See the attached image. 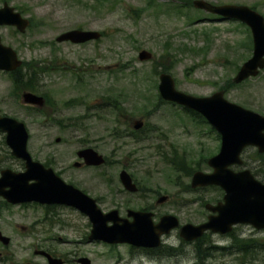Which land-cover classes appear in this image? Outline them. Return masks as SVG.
Returning a JSON list of instances; mask_svg holds the SVG:
<instances>
[{
  "label": "rangeland",
  "instance_id": "rangeland-1",
  "mask_svg": "<svg viewBox=\"0 0 264 264\" xmlns=\"http://www.w3.org/2000/svg\"><path fill=\"white\" fill-rule=\"evenodd\" d=\"M207 1L255 5L264 15V0ZM4 2L16 7L32 23L24 32L12 26H0L2 41L14 47L26 63L32 62L35 67L48 64L47 73L39 77L40 87L58 106L48 109L50 116L46 117L39 111L30 112L22 98H16L8 74L0 71V114L26 123L30 133L28 149L33 157L63 172L60 175L66 180L92 196L102 198L99 204L103 210L117 208L120 202L130 208L141 204L143 209L142 205L155 204L161 195H170L169 202L166 200L154 207L160 217L174 214L182 224L204 221L209 214L206 204H216L225 192L217 185L201 188L190 185L195 171L213 170L207 161L220 151V140L205 123H199L178 106L162 99L158 92L159 75H154L153 69L157 62V67L165 64L177 88L196 96H208L226 86L225 96L230 101L264 114V69L240 84L233 82L239 68L253 55L252 35V44L248 47V26L235 20H222L193 4L182 6L185 4L182 0H0V6ZM79 25L83 29L105 30L106 36L97 47L56 42L60 33ZM141 50H149L153 58L140 61ZM91 59L101 64H118L117 72L100 75L98 88L111 86V94L121 93L120 102L126 110L114 114L109 111L113 110V104L107 101L105 105L98 96L86 99L91 110H87L85 104L62 108V104L84 95V91L74 87L71 75L64 81L56 63L79 66ZM28 68L26 65L22 70L28 72ZM232 82L235 85H230ZM79 115L86 116L79 120ZM55 119L61 120V125ZM136 119L144 120V125L134 136L135 140L123 134L133 128L131 123ZM58 137L61 141L57 142ZM87 146L107 157L108 163L101 171L73 167L78 159L77 150ZM163 152L169 158L163 159ZM259 154L264 155L254 146L246 148L241 154L243 164L232 168H248L264 181V157ZM171 161L183 169L178 170ZM7 167L23 170L25 165L12 155L5 133L0 131V171ZM124 168L147 188L142 197L121 193L118 175ZM100 172L104 176L98 175ZM105 178L110 181L109 187L120 193L111 194ZM53 205L59 207L52 208ZM45 217L41 206L28 203L7 207L0 200V231L10 237L7 244L0 243V264H25L30 259L45 264L30 248L31 244H40V234L61 236L74 242L81 240L93 225L82 213L57 203L51 205ZM258 229L247 224L237 225L236 237L208 231L199 240L185 242L191 250L181 252L170 264H264V227ZM179 231L176 228L171 232L176 241ZM60 241L52 239L49 243L63 252L87 249L94 264H110L114 259L115 252H112L111 259L106 260L108 249L104 246L80 243L76 246ZM197 241H206L208 248L201 244L198 245L200 252L194 250ZM184 244L181 247H185ZM127 251V247L120 249L126 261L136 264L133 259H139L138 253L131 257Z\"/></svg>",
  "mask_w": 264,
  "mask_h": 264
},
{
  "label": "water",
  "instance_id": "water-1",
  "mask_svg": "<svg viewBox=\"0 0 264 264\" xmlns=\"http://www.w3.org/2000/svg\"><path fill=\"white\" fill-rule=\"evenodd\" d=\"M193 5L223 18L237 19L249 26L253 36V55L242 64L233 80L240 83L257 76L264 69V15L243 4H213L207 0H194ZM0 25L16 26L24 32L30 25V20L5 3L0 7ZM99 36L98 31L73 29L60 34L57 40L83 42L97 39ZM152 56L148 50H142L139 54L141 60H149ZM20 65L22 60L19 59L16 50L4 44L0 35V69L12 71ZM159 91L164 100L199 112L222 137L219 153L208 161L213 171L194 172L191 185L194 188L218 185L225 191L223 200L214 205L207 203L206 208L212 212L208 220L200 224H184L181 226V236L186 240H193L202 236L206 230L227 233L236 223H249L259 229L263 228L264 183L258 180L250 169L235 171L231 166L243 164L241 154L247 146L253 145L259 152L264 153V115L228 100L224 90H218L209 96H195L181 91L170 73L160 75ZM40 99H42L40 96L31 92L24 94L27 103H38ZM142 125V121H137L135 128ZM0 130L6 134V143L12 155L23 160L25 165V169L21 171L11 168L1 171L0 196L8 202L19 204L35 201L41 204L73 206L89 216L93 224L91 239L111 242L142 243L147 239L141 233L143 230L152 229L162 234L179 226L178 218L170 214L163 216L157 225L149 229L142 225L151 226V213L130 211V214L134 215L133 223H136L133 232L127 229L129 226L126 224L118 226L115 223L113 227H106L107 221L113 219L117 210L104 213L94 198L74 185L66 183L53 168L35 160L28 149L29 131L24 122L0 115ZM59 140L60 138H57V141ZM79 155L84 157L88 165H99L104 162L103 156L93 148L81 150ZM120 177L128 190L137 191L136 184L126 170L121 171ZM164 200L166 196L161 197L159 201ZM0 240L4 243L9 242L8 237L3 236L1 231ZM50 259L53 260L50 261L51 264H62L59 259Z\"/></svg>",
  "mask_w": 264,
  "mask_h": 264
},
{
  "label": "flooded vegetation",
  "instance_id": "flooded-vegetation-1",
  "mask_svg": "<svg viewBox=\"0 0 264 264\" xmlns=\"http://www.w3.org/2000/svg\"><path fill=\"white\" fill-rule=\"evenodd\" d=\"M73 29H80L83 31H90V30L93 31L94 30V29H83L82 26H80V25L78 26V28H73ZM73 29H69V30H73ZM69 30H67V31H69ZM97 31H99V30H97ZM64 32H66V31H64ZM64 32H62V33H64ZM99 32H100V36L97 39H89V40L83 41V42H73L71 40L58 41L57 37L60 34H62V33H60L56 37V42L57 43L68 42V43H71L73 45L83 46V47L88 46V45L97 47L100 45V42L106 36L105 30H101ZM55 61H56V59H55ZM140 61H142V60H140ZM32 64H33L32 62H27V63L23 62V64L20 65L18 68H16L15 70H12L10 72H6V74H8L10 80H12L13 79L12 75L14 72H16L17 69L21 68V70H22V68L26 65L28 67H35V66H32ZM117 65L118 64H111V62H109L107 64H101V63L96 62L95 59L83 61L79 66L67 64L66 62H63L60 65L58 63H56L57 70H59L60 74H61L60 77H63V80L66 81L67 80L66 78H68V75H71V77H73V79L75 81L74 87L84 91V95L70 99L69 101L62 104L64 106L62 108L70 109L72 107H77L79 105L85 104L86 109L91 110L92 107L89 104V102L86 101V99L87 98L90 99L91 97H96V96L100 97L102 99V101L104 100L105 105H108L109 102H110V105H112V101L110 99V91H111L110 87L111 86L107 87V88L100 89V88H98V85L100 84L101 81L100 80L98 81L97 79L100 77L101 74H103L105 76V75H109V74H113V73L117 72V70L115 69V67ZM36 67H38V69L40 71L39 77L41 74L43 76V75H45V73H47V71H46V69L48 68L47 63H44V64L42 63L41 65H38ZM22 73L27 74V72H25V70H22ZM94 79H95V81H94ZM27 80H28L29 84H32L33 81H30L29 79H27ZM12 83L14 85L13 80H12ZM36 83H37L38 89H35L34 91L16 89V86L14 85V89L16 91L15 96H16V98H18V97L22 98V102L27 106V108L30 110V112H31V110H34V111L37 110V111L41 112L45 117L50 116L48 109L53 110L58 106L54 103V99L48 93L41 90L42 86L40 87V80H36ZM27 92L34 93V94L40 96L42 99H40V102H38V103H26L24 100V94ZM108 94H109V97L107 96ZM107 101H109V102H107ZM121 105H123V104H121ZM111 109L109 111H111L114 114H117L118 111L121 110V108H116L114 106H113V110H111ZM85 116L86 115H79L78 116L79 118L77 117V119L83 120L85 118ZM47 120H51V118H48ZM55 120L59 123V125H61V120H57V119H55ZM114 121L118 122L119 119H114ZM137 121H141V119H136L134 121V123H131V126H133V128L128 129L127 133H125L124 135H127V136L134 138V136L139 132L138 130H140L144 125L143 124L140 128L136 129L135 124ZM59 141H61V137H60ZM87 148L95 149L94 147L87 146V147H82L79 150H77L76 155H77L78 159L73 162V167L77 170H86V171L87 170H100L101 171L100 168H102V166H104L105 164L108 163L107 157L103 155L104 162L99 164V165H88V164H86L84 157L79 155V152L81 150H84ZM263 165H264V163H263ZM122 170L123 169H121L120 172ZM120 172L118 175V183L122 187L121 193L136 195L137 198L142 197L143 191H145V189H147V188L144 187L141 183H139L133 174H130V176L132 177V180L137 184V186L139 188H138V191H136V192L127 190L124 187V184H123L122 179L120 177ZM62 173L63 172L58 171L59 175ZM103 174H104L103 172H100V174H98V175L101 176ZM60 176L66 182L73 184V182L66 180L62 175H60ZM104 180L106 182L108 181V179H106V178ZM107 184L109 187L110 181H109V183L107 182ZM73 185H75V184H73ZM75 186L78 187L77 185H75ZM78 188L81 189L83 192L92 196L90 193L86 192L82 188H80V187H78ZM109 191L111 194L116 196L118 189H114L112 187H109ZM118 192L120 193V191H118ZM157 195H158V193H157ZM166 196H167V201L169 202L170 201V195H166ZM92 197H94L96 199L98 205L100 206L99 202L101 203V200L103 201V199L102 198L100 199L99 197H95V196H92ZM160 197L156 199L155 204L148 203L150 205H147V204L142 205V207H144L143 209L140 208L141 204L137 208H130L127 205V203H125V202H122V203L120 202L117 205L118 206L117 208L114 207L108 211L103 210L102 207L100 206V208L105 213L117 210V213L114 215L113 219L107 221L106 227H108V228L113 227L115 225V223H117L118 226L126 224L129 226V227H127V229L129 228V230H131L133 232L136 223H133L134 222V215L130 214V211H134V210L135 211L154 212V216L152 217V219L155 222L154 225H156L157 224L156 222L160 219V216H159V214H157L155 212L154 207L158 205ZM61 206H64L66 208H72V209L76 210L77 212L82 213L89 220V222H91L89 216L86 215L85 213L81 212L79 209H76V208L70 207V206H66V205H61ZM55 207L57 208L59 206H56V205L52 206V208H55ZM41 208H42V212L45 213V216L47 217V215H49L51 205H42ZM149 208H151V209H149ZM91 224H92V222H91ZM92 226H91V229H92ZM142 226L151 228V226H149L148 224H144ZM91 229L88 233H85V235L81 238V240H74V242H72L70 240H65L61 236L56 238L55 236H45L44 234H40V236L38 237L40 244H31L30 248H32V252L35 255H39L43 259V262L45 264H50V257H52L55 260L56 259L61 260L62 264H87V261L89 262V264H94V261L90 256L91 252L89 250L85 249V250L78 252V251H76V249H77L76 248L74 251H69V252L64 251L63 252V250H61L60 248L55 247L53 244L49 243V241L52 239L61 240L60 243H62V244L64 242L74 243L76 246H78L77 243H80L83 246H86V245H93L95 247L96 246H104L105 248L108 249L107 253H106V260H107V257H109L111 259L112 252L113 253L115 252L114 257H113L114 259H113L112 263H110V264H132V263H129L128 261H126L124 255L120 252V249L122 247H127V250H128L127 255H130L131 257L134 255V253H138L139 259H133V261L135 263L137 262L136 264H152L153 262H159L161 264L163 262H165L166 264H170V260H173L174 258L180 257L181 252L186 253V252H189V250H191V247H187V245L184 244L187 241H185L184 239H182L180 237V232L178 233L179 237L178 236L176 237L177 238V241H176V239L172 236L171 231L164 233V234L160 235L159 237H157L155 231H153V230L152 231L151 230H145L144 231L143 230L142 234H144V236L147 237V239L145 241V243L147 245L138 246L133 242H121V241L111 242V241H106V240L99 241V240L91 239L90 238L91 237ZM121 229H123V228H121ZM231 234H234V236L236 235L235 228L231 232ZM229 235H230V233H229ZM222 236H224V235H222ZM231 238H234V237H231ZM156 239H157V241H156ZM199 239H197V240H199ZM158 241H159V243L157 245ZM1 242L2 241H0V243ZM182 244H184L185 247H181ZM201 244L206 245V241H202L199 243L197 241L194 244V250H196V251L198 250L200 252V248L198 245H201ZM214 247H217V245ZM205 248H208V246L206 245ZM42 251L46 252L49 256H46L45 254H43ZM204 251H202L201 253H204ZM92 252H95V251L93 250ZM201 256H203V254H201ZM84 259H86V260L84 261ZM25 264H42V263L33 262L32 259H30Z\"/></svg>",
  "mask_w": 264,
  "mask_h": 264
},
{
  "label": "trees",
  "instance_id": "trees-1",
  "mask_svg": "<svg viewBox=\"0 0 264 264\" xmlns=\"http://www.w3.org/2000/svg\"><path fill=\"white\" fill-rule=\"evenodd\" d=\"M182 1L185 3L182 6H186L187 7V6H190V4H192V0H182ZM251 7L257 10V7L255 5H253ZM189 19H191V17ZM248 31H249V35H250V44L248 45V47H250L251 44H252L251 43V32H250V29ZM170 56H174V55L171 54ZM157 65H158V62L155 65V68L153 69V73L156 76L159 75L163 71H166L167 72L169 70V67L166 66L165 64H160L159 67H162L161 70L159 69V67H157ZM35 68L38 69V67H35ZM35 68L34 67H29L27 74H23L21 68L17 69L16 72L13 73V75H12V78L13 79L12 80L14 82V85L16 86V89L31 90V91H34L35 89H38L36 80H39V72L40 71H38V70H32V69H35ZM27 79H29L30 81H33L32 84H29ZM230 85H235V84L232 82V83H230ZM224 89H228V88L225 86ZM111 92L112 91H110V95H111L110 96V99H111V101H114L112 103L113 106L116 107V108H121V110H119L121 112L124 111V110H126L125 107L123 105H121V102L119 101V100H121V97H122L121 94L116 95V93L111 94ZM112 99H114V100H112ZM159 100H160V102H162L161 98H159ZM185 111H188V110H185ZM188 114H192V116H195L197 119L199 118V121H201L202 123H207L206 120L203 118V116H201L198 113H195V112H192V111H190V112L188 111ZM163 154L166 155V153H163ZM166 156H165V158H169L168 156L167 157ZM260 157H264V155H260ZM176 159H177V157H176ZM171 163H173L178 170H182L183 169V166L179 167V165H177L175 163V161H171Z\"/></svg>",
  "mask_w": 264,
  "mask_h": 264
}]
</instances>
